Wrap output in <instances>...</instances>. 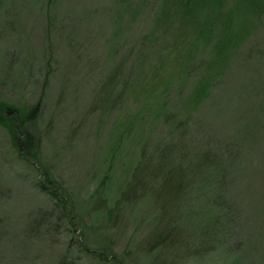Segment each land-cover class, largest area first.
Returning a JSON list of instances; mask_svg holds the SVG:
<instances>
[{"label": "rangeland", "instance_id": "rangeland-1", "mask_svg": "<svg viewBox=\"0 0 264 264\" xmlns=\"http://www.w3.org/2000/svg\"><path fill=\"white\" fill-rule=\"evenodd\" d=\"M155 2L0 0V100L34 111L17 131L21 151L0 122V264L150 262V207L109 229L101 205L130 180L168 87L177 98L185 90L178 100L195 109L227 64L222 52L240 36L264 37V0ZM92 7L106 14L84 23L81 10ZM147 33V58L123 108L93 110L115 48L138 47ZM189 66L198 74L182 80Z\"/></svg>", "mask_w": 264, "mask_h": 264}, {"label": "trees", "instance_id": "trees-1", "mask_svg": "<svg viewBox=\"0 0 264 264\" xmlns=\"http://www.w3.org/2000/svg\"><path fill=\"white\" fill-rule=\"evenodd\" d=\"M81 12L84 23L106 14L97 7ZM76 34L73 27L69 45ZM150 35L142 34L138 47L115 48L93 110L123 108L147 58ZM237 40L230 54L222 52L227 64L195 109L196 102L191 108L188 99L178 100L185 90L179 88L177 98L168 87L130 180L112 205H101L109 229L139 206L150 207L155 224L143 245L151 255L148 264H264V37L254 33ZM192 67L182 80L198 74ZM33 113L0 100V122L10 127L20 151L18 128ZM50 194L58 197L54 190Z\"/></svg>", "mask_w": 264, "mask_h": 264}]
</instances>
